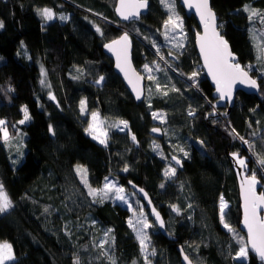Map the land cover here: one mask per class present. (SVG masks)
<instances>
[{
  "label": "trees",
  "instance_id": "1",
  "mask_svg": "<svg viewBox=\"0 0 264 264\" xmlns=\"http://www.w3.org/2000/svg\"><path fill=\"white\" fill-rule=\"evenodd\" d=\"M149 1L146 16L124 24L115 16L116 0H0V120L5 121L0 129L8 133L5 139L0 131V184L13 205L0 214V243L12 245L15 260L8 264H145L129 211L111 199L90 196L77 166L87 169L92 188L111 177L135 195L129 187L134 183L148 192L164 219L171 211L174 222L167 232L176 240L150 232V264H181L178 246L193 264H241L233 257L238 238L247 239L240 227L239 165L231 154L247 159L246 174L256 172L264 193V168L258 163L264 158V56L258 50L264 46V0H210L237 62L260 86L258 94L238 92L225 117L220 115L228 107L216 109L200 68L196 21L178 5L185 39L177 47L163 34L166 12L157 0ZM45 8L52 10L53 20L39 14ZM125 30L138 36H132L135 68L143 74L147 64L155 77L145 80V97L138 104L102 51ZM193 71L199 73L197 84L188 79ZM24 108L29 119L20 124ZM214 111L218 116H211ZM93 112L107 132L106 145L86 132ZM153 112L165 115L160 139L149 134L157 126ZM120 120L128 129L114 127ZM172 156L183 169L176 168L168 180L163 172L174 167ZM221 196L234 232L221 225ZM244 264L261 262L249 253Z\"/></svg>",
  "mask_w": 264,
  "mask_h": 264
},
{
  "label": "snow or ice",
  "instance_id": "2",
  "mask_svg": "<svg viewBox=\"0 0 264 264\" xmlns=\"http://www.w3.org/2000/svg\"><path fill=\"white\" fill-rule=\"evenodd\" d=\"M161 3L165 5V7L168 8L169 12L171 14L168 15L167 20L165 21L164 27H165V39L171 38L172 40H176L177 47L182 48L183 47V40L177 39L176 33L179 30V32L182 35L183 32V21L182 19L175 13V0H161ZM183 3L185 6H187L189 9L195 8L197 13L200 16L201 22L204 25V31L205 35L200 36L198 34V43L200 46V52L204 60V66L208 70V74L211 75L212 79L216 83V91L219 94L220 100H224L227 98L228 100L232 99V88L233 85L238 81L241 84H247L251 88H257V81L255 79H252L248 72L241 67V65L236 61V58L234 57L233 53L230 51L227 41L220 36V34L216 31V24H215V15L209 8V2L208 0H183ZM147 7V0H119V7H117L116 11L117 13L122 17L124 20H129L131 18L138 17L140 15V9ZM247 10V9H245ZM45 21H51L54 19V13L50 9H43L39 13ZM253 16L256 15V13L252 14ZM251 18V17H250ZM61 20H67L68 17L61 16ZM211 26V34L209 35V28ZM3 27V22L0 21V28ZM97 32H100V29H96ZM169 33L171 36H169ZM254 39L255 34H254ZM262 40H264V37H261ZM129 45V38L128 34L125 33L123 36H121L117 40H113L111 43L106 44L105 48H107L109 51L115 52L117 56V67L120 68L122 72L125 73V78L129 80V83H133L132 77L135 78V80L138 82L140 79H142L139 75H137L135 72L132 73V77L129 76V65H128V59H127V49ZM155 47V43L153 44ZM258 50L260 51L261 55L264 56V46H258ZM157 52H159V49H157ZM171 55V53H169ZM161 59H164L161 57ZM250 67V66H249ZM145 70L149 73V79L155 80V77L151 75L153 69L149 67V65H144ZM156 70H161L159 65H156ZM199 75L197 71H193L188 79L193 81V84H197L196 77ZM103 77H100L96 84H100L103 81ZM43 83V81H42ZM156 90H161V85L157 82L156 83ZM133 91L136 92V99L141 98V91L137 87L136 84H133ZM177 91H179L177 89ZM164 95H167V92H164ZM54 99V97H52ZM80 110L82 114L86 113V101L81 100L80 101ZM24 113V118L19 121L20 124H23L25 121L29 119L27 108L22 109ZM194 111H190L189 115L194 116ZM153 119H159L161 122H164L163 114H157L153 113ZM98 119V113L93 112L91 113V123H89V127L86 129V132L91 134L93 136V139H98L99 143L106 145V139H100V136H107V132H100L99 135H96L94 133L98 132L96 126V121ZM101 123H103L101 121ZM5 121L0 120V125H4ZM123 126L122 128L120 126ZM114 127L119 128L121 131L128 129V123L127 121L120 120ZM49 130L52 131L51 126L49 127ZM0 131H3V136L5 139L8 137V133L6 129H0ZM160 131L159 128H153L152 132L158 133ZM233 131H235L233 129ZM131 139L133 142L136 141L135 135H132ZM240 139L243 141L244 144L249 145V142L247 140H244L243 137H240ZM159 148L158 145H154V150ZM249 149H252V146L249 145ZM181 152H183L184 156L187 157L188 153L184 151V149H180ZM234 161L243 169V171L246 173L248 171L247 164L248 161L244 157H240L238 153H232L231 154ZM175 161L177 165H181V160L177 158L176 156H173L171 158ZM259 165L264 168V158L258 159ZM127 171V168L124 169ZM77 174L80 176L81 182L89 188L88 194L92 196L94 199L99 198L100 202H103L104 199H115L117 201H121L125 204H128L129 208H131V204L126 199V196L124 195L125 189L122 186H119L116 182L109 179L108 177H105V182L103 184L102 188H92L90 185H88L87 180V169L83 168L81 166H77ZM176 175V168L169 166L165 171L163 172V176L166 179H170ZM260 183V181L257 179V174L255 171L251 173L250 176H246V178L242 182V189H243V200H244V220L243 223L245 227L247 228V241L245 242L243 237L238 238V243L240 244V247L238 251L235 253L233 259L238 260L241 262V264H244V262L247 260L249 251L254 252L259 260L261 261V264H264V219H262L259 215V211L261 209H264V193H261L260 195L256 194V186ZM164 184L162 183L160 185L161 188H164ZM143 191L142 189L140 190ZM146 195V194H145ZM150 203V201H149ZM13 207L10 198L7 194V192L4 190V186L0 184V214L8 212ZM227 207V204L225 203L223 196L220 198V220L225 229H227L229 232H234V229L231 227L229 223L225 220V208ZM47 211V209H46ZM173 211L179 212V209H177L175 206H173ZM153 215L156 218V221L159 222L160 226L163 227L164 223L162 218L160 217L159 213L155 211V209L152 210ZM144 213L141 210L140 217L141 219L136 221V224H139L140 227L137 228L136 224L133 223V221L129 220V226L133 228V230L137 234V239L139 240L140 246H141V252L145 253L144 260L145 264H150V261L148 259V236L145 232V229L151 228L153 225L149 223L146 219H144ZM111 232V229H109L107 232H105V238H107L108 233ZM107 243V239L102 241L98 247L103 248L104 244ZM154 255V251L151 253ZM185 260H188V257H184ZM15 255L13 252L12 245L10 243L4 242L0 243V264H8V262L14 261ZM74 264H79V260L75 261ZM189 264L191 262L189 261Z\"/></svg>",
  "mask_w": 264,
  "mask_h": 264
},
{
  "label": "water",
  "instance_id": "3",
  "mask_svg": "<svg viewBox=\"0 0 264 264\" xmlns=\"http://www.w3.org/2000/svg\"><path fill=\"white\" fill-rule=\"evenodd\" d=\"M178 2H179L180 7L183 10L184 15L187 18L193 17L194 20L197 23V26H198V30L199 31L196 32L195 37H194V47H195V50L197 52L198 61H199V64L201 66L202 72H203L206 80L209 82L210 86L213 89V95L212 96H213V99L216 102L215 103L216 109L228 107L227 112L226 113H221V115H220L222 117H225L227 115V113L229 112V110L233 107V105L235 103V99H236L237 93L238 92H242V93H245V94H252V95L258 94L259 93V90H260L259 83L255 79L257 81L258 87L257 88H251L247 84H241V83H239L237 81L233 85V88H232V99L231 100H228L227 98H225L224 100H220L219 94L216 91V83L212 79L211 75L208 74V70L204 66V60H203V57L201 55L200 46H199V43H198V34L200 36H204L205 35L204 25L201 22L200 16H199V14L197 13V11H196V9L194 7L191 8V9H189L187 6L184 5L183 0H178ZM193 2H195V0H193ZM208 2H209V8L211 9V11L215 15L216 31L220 34V36L223 37L222 32H221L220 27H219L220 26V23L218 21V17H217V15L215 14L214 10L211 7L210 0H208ZM150 5H151V2L149 0H147V7L140 9V15L138 17L131 18L129 20H124V19H122V17L116 11L117 7H119V0H116V4H115V8H114V13H115L116 18L118 19V21L120 23L129 24L131 22L139 21L141 19V17L146 16L148 14V12H149ZM125 33H127V32H123L121 36H123ZM210 34H211V26L209 28V35ZM120 37H118L117 39H119ZM128 38H129V45H128V49H127V59H128V65L130 66L129 69H128L129 76L132 77V73L135 72L137 75H139L142 78L138 82L135 80L134 77H132L133 83L132 84L129 83V80L125 78V73L122 72L120 70V68L117 67V56H116L115 52L109 51L107 48H105V45L111 43L113 40L110 41V42H107L106 44H104L103 47H102V51L113 62V71H114V73L122 80L125 88L130 93V95L134 99L135 103L138 104V103L142 102L144 100V97H145V78L143 77L142 74H140L137 71V69L134 66L133 59H132V51H133L132 35L128 34ZM117 39H115V40H117ZM228 46H229L230 51L232 52L229 44H228ZM233 55L236 58L235 54H233ZM236 61H237V59H236ZM248 74H249V76L252 79H254L250 75L249 72H248ZM133 84H136L137 87L141 91V98L139 100L136 99V92L133 91ZM211 116L212 117H216V116H218V114L216 112H213ZM155 128H159L160 131L158 133H154L151 130L150 133H149L150 136L153 137V138H156V139L162 138L163 137V131H162V129L160 127H158V126H155ZM172 157H170V163L175 168H177L179 170H182L183 169L182 161H181V165H177L175 163V161L171 159ZM246 176H247V174L243 171V169L240 166H237V168H236V177H237V182H238V191H239L240 202H241V216H242L241 222H240V227H241V230L245 234L246 239H247V228L245 227V225L243 223V220H244V206H243L244 205V200H243V189H242V182L246 178ZM129 187L133 191V193L141 200V202H143L144 207L149 211L150 216L152 217V220H153V222H154V224H155V226L157 228V232L160 233L161 235H163L167 240H169V241H175L176 239L171 234H169L167 232L165 219H164L163 215L161 214V212L155 207V205H154V203H153L150 195L148 194V192L145 189L139 187L138 185H136L134 183H129ZM141 189L143 190L142 192L140 191ZM256 194L257 195H260L261 194V191H260V183H258L257 186H256ZM149 201H150V203H149ZM153 209H155V211L158 212L159 215H160V217L162 218L163 223H164V226L163 227H161L160 224H159V222L156 221V218H155V216L152 213V210ZM259 215H260V217L262 219H264V209H261L259 211ZM176 249H177V251L179 253L181 264H189V261L191 262V264H193V262L185 254V252H184V250L182 249L181 246H178ZM250 253L252 255H254L259 260V258L257 257V255L254 252L250 251ZM185 256L188 257V260H185L184 259Z\"/></svg>",
  "mask_w": 264,
  "mask_h": 264
},
{
  "label": "rangeland",
  "instance_id": "4",
  "mask_svg": "<svg viewBox=\"0 0 264 264\" xmlns=\"http://www.w3.org/2000/svg\"><path fill=\"white\" fill-rule=\"evenodd\" d=\"M157 3H158V5L166 12V14H167V17H168V15L169 14H171L170 12H169V10H168V8L167 7H165V5L164 4H162L161 3V0H157ZM178 5H179V2H178V0H175V13L182 19V21H183V18H182V15H181V13H180V11H179V8H178ZM180 6V5H179ZM124 32H127L128 34H130V35H134V36H136V37H138L137 35H135L134 34V32H132V31H129V30H125ZM163 34H165V33H163ZM165 36V35H164ZM169 36H171V34L169 33ZM176 36H177V39H182L183 41H184V39H185V35H184V33L182 32V35H181V33L179 32V30L177 31V33H176ZM168 41H173L171 38H169V39H167ZM176 41V40H175ZM249 71H251V70H249ZM143 77L145 78V80H147V79H149L148 77H149V73L146 71V70H143ZM151 75H153V74H151ZM215 112V111H214ZM154 113V112H153ZM153 113H151V115L153 114ZM155 113H157V114H163V113H161V112H155ZM163 117H164V121H165V115L163 114ZM152 121H153V124H155V125H157L158 127H160L161 126V124L162 123H164V122H161V120H159V119H153V115H152ZM92 121H91V116H90V121H89V123H91ZM96 123V126H97V129L99 130L98 132H96V133H94V134H96V135H99L100 134V132H105V130H104V128H103V125H102V123H101V120H100V118H99V116H98V119H97V121L95 122ZM89 127V126H88ZM121 128L123 127L122 125L120 126ZM161 128V127H160ZM87 134L93 139V136L91 135V134H89L88 132H87ZM100 139H106V144H107V136L106 137H104V136H100ZM95 142H97V143H99V140L98 139H93ZM99 144H101V143H99ZM101 145H105V144H101ZM109 179H111V180H113L114 182H116L119 186H122L124 189H125V193H124V195L126 196V199L128 200V202L131 204V208H129V206H128V204H125V203H123V202H121V201H117V200H115V199H111L112 201H113V203H115V204H117V205H119L120 207H122V208H125V209H127L128 211H129V213L131 214V217H130V219L133 221V223L134 224H136V221L137 220H139V219H141V217H140V212H141V210L143 211V213L145 214L144 215V219H146L149 223H151L153 226L151 227V228H148V229H145V232H146V234H147V236H148V241H147V243H149V233L150 232H156L157 231V228H156V226H155V224H154V222H153V220H152V217L150 216V213H149V211L144 207V204L139 200V198H137L135 195H132V193H130L127 189H126V187L125 186H123L122 184H120V182H118V181H116L114 178H111V177H108ZM168 180H171V178L170 179H168ZM104 182H105V180L103 181V183H102V185H101V187L100 188H102L103 187V184H104ZM226 203V202H225ZM227 204V203H226ZM227 207H228V205H227ZM227 207L225 208V212H226V210H227ZM218 209H219V214H220V201H219V204H218ZM165 222H166V229H169V230H171L172 229V224H173V222H174V216H173V214L171 213V211H169V210H167V215H166V218H165ZM220 222H221V220H220ZM221 225H222V223H221ZM136 227L137 228H139L140 227V225L139 224H136ZM222 227H223V225H222ZM132 230H133V228L132 227H130ZM224 228V227H223ZM227 230V229H226ZM133 232V236L135 237V239H136V241L138 242V244H139V246H140V243H139V240L137 239V234H136V232L133 230L132 231ZM246 237V236H245ZM246 239V238H245ZM238 246L240 247V244L238 243ZM239 247H238V249H239ZM140 249H141V246H140ZM249 253H250V251H249ZM143 255L145 256V253H143ZM235 260V259H234ZM236 261H238V260H236ZM9 263V262H8Z\"/></svg>",
  "mask_w": 264,
  "mask_h": 264
}]
</instances>
